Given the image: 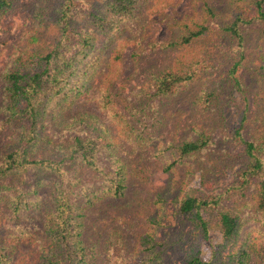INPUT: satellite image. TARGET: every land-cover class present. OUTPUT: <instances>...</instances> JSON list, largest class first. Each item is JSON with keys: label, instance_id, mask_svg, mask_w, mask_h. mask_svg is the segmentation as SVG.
<instances>
[{"label": "trees", "instance_id": "16d2710c", "mask_svg": "<svg viewBox=\"0 0 264 264\" xmlns=\"http://www.w3.org/2000/svg\"><path fill=\"white\" fill-rule=\"evenodd\" d=\"M140 1L35 0L33 23L23 32L22 40L14 46L0 71V126L11 131L15 142L12 149L0 155V209L5 206L17 220L7 243L0 241V264H97L98 259L105 264H169V251L174 246L180 248L177 255L182 264H256L260 255L264 258V245H258L254 239H239L242 208L234 200L226 203L238 193L236 197H243L244 206L264 228V99L250 98L251 92L246 93L237 75L243 59L249 57L245 56L246 29L264 23V0H245L252 14L236 11L229 18L226 11L209 1L205 19L189 24L185 18H177L180 25L183 22L178 25L179 34L160 42L166 51H176L177 55L154 78L158 96L175 94L189 84H201L194 97L208 120L196 121L189 134L173 145L174 149L178 160L186 163V159L217 146L216 135L221 130L226 138L236 137L239 151L229 156L237 155L245 164L235 170L234 182L219 188V166H202L198 169L200 185L206 184L209 191L198 194L182 186L158 191L154 197L162 212L172 190L177 198L182 194L174 201L177 214L192 224L188 233L166 242L165 248L156 240L155 232L143 235L137 240L138 248L131 250L125 242L124 219L115 215L116 211L113 218L117 221L111 233L109 230V237L103 229L106 237L93 243L96 235L88 230L94 219L91 211L97 207L102 213L105 207L98 206L100 202L121 199L128 188L129 156L121 155L123 151L115 153L117 143L109 137L112 127L134 145L135 153H130L133 157L137 147L148 145V137L123 113L109 88L99 95L93 82L101 73L100 65L88 58L98 60L107 51L117 55L120 62L126 61L128 45L132 43L126 33L133 31L128 28ZM15 3L16 0H0V16L9 13ZM85 16L89 19L81 24ZM203 41H212L214 48L221 45L216 52L224 46L234 52L233 65L224 71L226 75L214 76L213 58L200 55L186 61L179 54ZM131 53L137 55L134 50ZM262 63L256 65L259 82L264 80V60ZM81 96L85 102H95L110 122L106 123L98 111L81 108ZM237 96H243V105L236 104ZM231 105L240 109L238 126L234 128L226 125V119L216 116L221 107ZM47 119L50 125H60L61 130L70 128V137L53 142L47 134ZM87 128L101 129L102 133L88 134ZM102 148L110 152V166L104 165ZM224 150L229 152L230 147ZM176 163H169L165 170L171 171ZM87 171L96 176L86 179ZM204 212H208L207 216ZM108 214L111 219L112 213ZM165 214L152 215L150 222L160 226ZM120 226L122 231L117 229ZM213 228L219 230L222 241L206 259L201 240L208 238ZM24 245L30 247L24 249ZM227 247L231 249L228 254ZM26 254L31 258L27 260Z\"/></svg>", "mask_w": 264, "mask_h": 264}, {"label": "rangeland", "instance_id": "374dc122", "mask_svg": "<svg viewBox=\"0 0 264 264\" xmlns=\"http://www.w3.org/2000/svg\"><path fill=\"white\" fill-rule=\"evenodd\" d=\"M209 1L214 2L220 10L226 11V16L229 18L236 11H241L244 15L253 12L248 9L245 0H141L135 18L131 20L130 28H128H132L133 31L128 30L126 33L132 40V43L128 45L129 52H127L126 61L120 62L117 55L114 53L109 55L111 53L107 51L98 60L88 58L90 62L100 65L98 70H101V73L96 76L93 82L99 95H103L109 88L113 97L120 104L123 113L133 121L136 128L141 129L148 137V145L137 147V154L133 157L130 153L134 155V145L122 138L115 126L112 127L109 137L112 139V143H117V147L114 149L115 153L119 154V151H123L121 155L129 156L131 166L130 172L128 171V188L123 198L107 199L100 202L98 206L105 207L102 213L97 207L91 211L90 214H93L94 219L88 230L91 233L94 232V236L96 235L93 243L102 240V236L106 237V232H101L103 229L107 231V236L109 230L110 233L112 232L114 221H117L113 218L116 211L115 215L120 214L124 219L125 242L131 250H134L136 246L138 248L137 240H140L143 235L155 232L156 240L165 248L166 242H173L176 238L178 239L179 235L183 237L182 234L188 233L192 224L187 220L184 221V218L177 214L178 208L174 201L182 198V194L177 198V194L171 189L172 193L169 194L165 212H162L160 205L157 206L155 194L158 191H164L165 187L169 186L177 188L182 186L187 190L194 189L198 194L209 191L210 187L206 184L200 185L201 172L198 169L202 166H206L207 169L219 166L216 169L219 179L218 187L225 188L236 179L235 170L245 164L237 155L229 156V153L234 154L235 151H239L238 140L233 136L226 138L222 130L216 135L217 146H211L205 153L194 155L189 160L186 159V163L179 161L177 150L173 145L179 143L189 134L196 121L206 123L208 120L203 117L202 109L200 110L194 97L196 93L200 92L201 84H189L179 92L168 96L155 94L156 82H154V78L156 79V75L169 67L173 63L174 56L177 55L176 51H166L160 42L170 40L179 34L178 25H183V22L180 25L177 18H185V23L189 24L205 19L208 15L209 5L207 3ZM34 9L35 0H16L14 8L9 13L0 16V71L10 59V53L14 46L22 40L23 32L32 25L31 17ZM88 19L89 16L83 17L81 24ZM246 34L248 35V48L245 50V56L249 57L243 59L237 75L243 81L246 93L251 92L250 98L262 96L264 99V80L259 82L257 76V66H261L264 60V23L248 27ZM219 48H221L219 44L214 48L212 41H203L194 43L192 47L184 49L179 54L183 55L186 61H190L194 56L200 57V55L210 60L213 58L212 61L216 66L214 76L218 78L223 74L226 75V70L233 65L232 57H235L234 52L225 46L222 47L223 51L216 52L220 50ZM133 50L137 52V55L131 53ZM208 75L206 74V78ZM115 76H118V79H114ZM1 87L0 81V90ZM80 100H83V96ZM83 102L81 108L92 112L98 111L106 123L110 122L106 113H103L95 102H85L84 100ZM236 104H244L243 96L236 97ZM239 110V106L236 105L223 106L216 116L220 120L226 119V125L229 128H234V126H238ZM1 119L2 114L0 113V125ZM47 122V134L53 142L60 139L66 140L70 137V128L61 130L60 125H50L49 119ZM248 123L251 126L253 122L250 120ZM87 131L88 134L93 135L102 133L101 129L92 131L91 128H87ZM101 142L106 143V140ZM14 146L15 142L11 131L0 126V155ZM49 147L51 146L49 145ZM228 147H230L229 152L224 150ZM109 153L105 148H102L104 165L110 166ZM216 160H220L221 164L215 162ZM173 161H177L174 168L171 171H166L167 165ZM220 168L224 169L219 171ZM85 176L88 179L90 176L96 175L87 171ZM185 178L184 184L181 185ZM215 188H217L216 185ZM167 191L165 193H168ZM211 191L214 189L211 188ZM237 195L233 194L226 203L229 205L234 200V202L236 201L235 205L242 208L240 215L243 219V226L239 239H254L258 245H264L262 222L256 220L250 209L244 206L243 197H236ZM2 207L0 209V241L3 240L7 243L8 234L12 230L11 228L16 225L17 220L9 209L5 206ZM108 213H112L111 219L108 217ZM158 214H165L160 226L150 222L152 215L155 217ZM204 214L207 216L208 212H204ZM117 229L122 231L121 226ZM201 241L203 256L207 259L211 256L215 245L222 241V236L218 229L213 228L208 238ZM146 246L143 249H146ZM29 247L30 245H24L22 248ZM170 249L171 263L169 264H182V258L177 255L180 248L174 246ZM230 250V247H227L225 252L228 254ZM27 254L26 259L28 260L31 256ZM113 261L116 260L113 259ZM96 263L105 264L102 259L96 260ZM256 264H264V258L261 255L256 259Z\"/></svg>", "mask_w": 264, "mask_h": 264}]
</instances>
